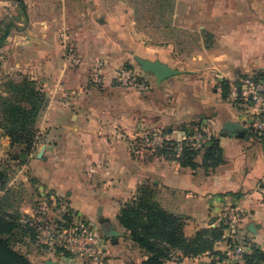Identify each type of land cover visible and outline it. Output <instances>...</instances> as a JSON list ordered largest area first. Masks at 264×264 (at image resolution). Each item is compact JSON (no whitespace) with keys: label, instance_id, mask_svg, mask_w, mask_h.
I'll list each match as a JSON object with an SVG mask.
<instances>
[{"label":"crops","instance_id":"1","mask_svg":"<svg viewBox=\"0 0 264 264\" xmlns=\"http://www.w3.org/2000/svg\"><path fill=\"white\" fill-rule=\"evenodd\" d=\"M22 3L29 7L23 17L30 26L14 27L5 41H13L20 67L34 68L47 104L36 125L43 141L25 163L9 162L7 187L18 194L19 212L31 216L40 194L49 191L60 209L71 210L95 227L105 264H140L145 255L117 215L144 185L162 209L185 220L187 237L217 225L220 213L233 204L244 215L238 236L264 251V143L246 126L230 94L237 78L264 71V0H176L173 20L198 31V48L190 58L194 68L161 83L146 75L147 90L124 88L114 81L115 69L132 64L128 50L138 53L137 44L134 48L122 43L126 36L132 42L136 32L123 0H76L75 6L70 0ZM10 7L11 0H0L3 25ZM62 31L75 36L82 61L75 68L63 61L58 38ZM147 52L151 53L138 57L169 67L176 59L167 49ZM97 60L103 64L96 82L90 62ZM222 80L229 84L226 98ZM190 123L218 139L222 162L213 169L202 167L201 153L192 169L175 160L149 159L138 151L135 143L146 133L162 132L175 141L181 137L179 127ZM22 149L0 132V163ZM20 247L33 264H88L58 258L46 246L27 242ZM216 250L227 255V241L218 242ZM164 264L231 263L208 255L178 261L175 255Z\"/></svg>","mask_w":264,"mask_h":264},{"label":"trees","instance_id":"2","mask_svg":"<svg viewBox=\"0 0 264 264\" xmlns=\"http://www.w3.org/2000/svg\"><path fill=\"white\" fill-rule=\"evenodd\" d=\"M22 10L23 3H20ZM3 33L2 38L6 36ZM258 77H264V71L255 73ZM236 84V83H235ZM30 81H22L14 84V101L11 98H1L2 121L0 128L8 137L10 144H21L23 149L19 155H8V159L0 163V190L3 194L0 197V264H33L22 251L24 243L35 244L38 248H45L36 241L35 229L23 222L29 216L19 212L17 195L14 189L7 187L11 168L9 162L18 161L25 163L28 157L34 152L39 142V134L35 127V118L44 109L47 97L44 93L33 88ZM222 97L226 98L229 90L227 81L220 83ZM23 103L27 105H22ZM198 126L190 123L180 126L182 131L188 127ZM264 143V137H259ZM180 144L177 152L176 146ZM202 154V167L209 171L222 162V151L218 145V139L208 137V142L202 150L192 148L188 142L180 143L165 139L162 144L155 147L147 155L148 158H162L175 160L182 167L195 169V157ZM59 206V200L56 201ZM63 215L68 219L71 210L66 209ZM117 220L130 240L136 244L144 253L145 258L140 264H164L176 255L178 261L183 258H196L208 255L217 260L226 259L225 253L216 250V244L224 240L223 223L215 226L197 230L191 237L184 234L185 220L173 215L164 209L154 200L150 188L142 185L138 188L134 198L126 201L118 215ZM26 241V242H25ZM247 250L243 253L241 262L235 264H264V251L256 244L245 240Z\"/></svg>","mask_w":264,"mask_h":264},{"label":"built area","instance_id":"3","mask_svg":"<svg viewBox=\"0 0 264 264\" xmlns=\"http://www.w3.org/2000/svg\"><path fill=\"white\" fill-rule=\"evenodd\" d=\"M130 73L123 72L119 79L122 85L146 89L142 81L131 79ZM231 97L241 109L246 126L256 135L264 137V77L255 74L237 78L231 88ZM181 132L176 142L186 141L196 149L202 150L208 142V137L199 126H191ZM167 139L164 133H146L139 139V144L145 146L148 155ZM180 149L177 144L176 151ZM57 198L49 191L42 192L32 207V214L23 222L28 223L36 232L38 244L46 246L58 258L78 260L88 264H105V254L102 239L95 227L85 218L74 212L67 213L56 203ZM243 213L233 204H229L218 217V223H223L224 239L228 243L226 259L230 263H239L247 250L245 243L238 239L235 228L242 221ZM233 243V246H230Z\"/></svg>","mask_w":264,"mask_h":264},{"label":"rangeland","instance_id":"4","mask_svg":"<svg viewBox=\"0 0 264 264\" xmlns=\"http://www.w3.org/2000/svg\"><path fill=\"white\" fill-rule=\"evenodd\" d=\"M123 1L126 7L132 12L136 32L132 35V42L131 38L126 36L122 39V43L129 46L132 44L134 48L137 44V52L141 55H147L148 53H151L147 52L148 49H151V51H159L162 49L171 50V54L174 55L176 59L173 63H171L172 67L170 68L178 70L176 75L190 73V70H193L192 68H194L192 64H190L191 52L192 50L198 48V31L196 28L194 29L184 22L173 20L172 15L175 9L176 0ZM20 3H22V0H11V7L8 11L9 17L5 20V25H3V21H0V100L1 98L5 97L11 98V100L14 101L13 96L15 93L11 86L17 83L20 84V82L24 80L30 81L33 88L46 95V92L43 90V87L39 81L34 79V68L31 67L25 69L24 67H20L21 63L19 61L18 51L14 49L13 41L8 44L9 42L7 43V41H5V37L2 38L3 32H13L14 27L26 29L30 26L28 23V18L26 21H24L23 17L24 14L27 13L29 7L27 5V8L22 10ZM75 5L76 0H70V6ZM21 17H23L22 20H20ZM74 37L75 36L73 35L72 39L69 34H65L63 31L58 37L62 45L63 61L66 63V66L70 68H75L82 63L81 58L75 51ZM138 53L128 50V54L131 57L129 58V61H131L132 64L125 62L122 66L115 69L114 81L118 86L129 89H138L121 84L119 79H124L123 72H128L130 75H132L131 79L142 81L145 86H147V88L144 90L148 89L149 81L147 80L148 78L146 75H149L152 77V79H154V76L150 73H144L141 67L135 61L134 55L139 56ZM90 64H93L94 69L91 70V79H96L95 81L97 82L98 79H100L98 70L103 63L101 60H97L90 62ZM22 105L27 104L23 103ZM41 112L35 118V127L38 123ZM1 121L2 106L0 104V124ZM0 132L5 135L2 128H0ZM38 134L39 145L43 141V135L39 131ZM135 144L138 146V151L140 153L148 155L145 146L140 145L139 141ZM134 150L136 151V149ZM6 159H8V156H6ZM17 198L18 194L13 195V199L17 200ZM241 222L242 221L238 222V224L240 225ZM239 225L235 228V233L239 240L245 242V240H248L247 238L242 235L238 236ZM230 246H233V243H231Z\"/></svg>","mask_w":264,"mask_h":264},{"label":"water","instance_id":"5","mask_svg":"<svg viewBox=\"0 0 264 264\" xmlns=\"http://www.w3.org/2000/svg\"><path fill=\"white\" fill-rule=\"evenodd\" d=\"M135 61L141 67L144 73H150L154 76L156 83H161L162 81L176 75L178 73L177 69L170 68L164 63L158 60H148L138 56L134 57ZM239 136L242 137L243 133L239 132ZM43 264H58L56 261L47 260Z\"/></svg>","mask_w":264,"mask_h":264}]
</instances>
